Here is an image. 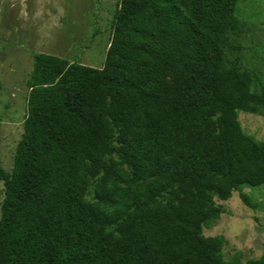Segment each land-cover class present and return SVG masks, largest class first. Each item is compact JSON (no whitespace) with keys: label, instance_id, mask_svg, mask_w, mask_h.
Here are the masks:
<instances>
[{"label":"trees","instance_id":"16d2710c","mask_svg":"<svg viewBox=\"0 0 264 264\" xmlns=\"http://www.w3.org/2000/svg\"><path fill=\"white\" fill-rule=\"evenodd\" d=\"M239 0H121L103 69L39 54L5 199L0 264H264L205 237L264 186V80L242 67ZM171 70L176 76L167 83Z\"/></svg>","mask_w":264,"mask_h":264},{"label":"rangeland","instance_id":"374dc122","mask_svg":"<svg viewBox=\"0 0 264 264\" xmlns=\"http://www.w3.org/2000/svg\"><path fill=\"white\" fill-rule=\"evenodd\" d=\"M121 0H0V160L11 172L28 116V81L39 54L103 69ZM235 17L242 24L235 47L243 68L264 80V0H239ZM176 76L171 70L167 83ZM243 131L264 141L261 114L238 113ZM257 204L248 207L235 192L228 201L216 198L225 212L205 237H224L226 260L246 263L264 258V186L244 188ZM5 186L0 180V218Z\"/></svg>","mask_w":264,"mask_h":264}]
</instances>
